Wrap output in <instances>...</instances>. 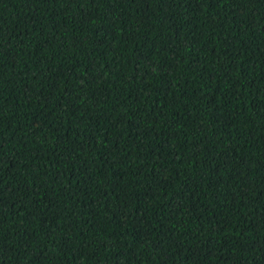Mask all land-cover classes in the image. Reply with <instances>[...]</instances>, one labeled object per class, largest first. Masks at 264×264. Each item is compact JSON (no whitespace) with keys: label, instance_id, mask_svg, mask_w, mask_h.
<instances>
[{"label":"trees","instance_id":"trees-1","mask_svg":"<svg viewBox=\"0 0 264 264\" xmlns=\"http://www.w3.org/2000/svg\"><path fill=\"white\" fill-rule=\"evenodd\" d=\"M0 264H264V0H0Z\"/></svg>","mask_w":264,"mask_h":264}]
</instances>
